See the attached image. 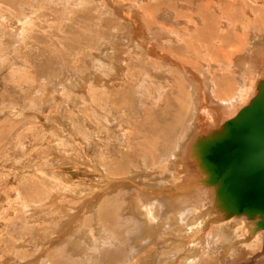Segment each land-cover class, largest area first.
Masks as SVG:
<instances>
[{
  "label": "rangeland",
  "instance_id": "obj_1",
  "mask_svg": "<svg viewBox=\"0 0 264 264\" xmlns=\"http://www.w3.org/2000/svg\"><path fill=\"white\" fill-rule=\"evenodd\" d=\"M212 1L220 4V13L225 5L232 7V10L234 6H242L241 0H236L237 5L228 0ZM248 1L254 4V9L260 6V0L258 5ZM204 2L205 0H0V264H26L28 260L30 264H70L67 262L69 256L77 264H108L104 263L103 256L108 250L114 255L110 264H133L132 261L140 256L136 250V238L132 240L133 234L127 232L129 226L130 229L131 225L135 228L133 222L126 220L132 216L128 209H123L120 199V196L125 197L127 192L132 193L134 189L135 179H127L130 173L124 172L129 170L126 169L127 166L129 168L128 164L130 168L135 164V160L124 159L127 158L125 156L121 159L125 153H120L128 146L127 139H131L129 146L133 149L139 145L140 148L147 149L145 142L149 137L146 136L143 141L144 138L139 137V133L135 136V131L133 134L132 130L139 129L145 119L149 118V114L154 115L150 122L157 121L156 127L161 125L162 128L164 120L168 122L170 117L171 124H175L178 120H173V115L181 111L180 107L174 106L170 109L172 115L166 116L165 104L161 108L159 105L145 107L146 97L152 89H164L166 96H170L164 82L170 77L168 71L171 73L172 68L166 66L168 71L154 69L160 59H156L157 55L153 54V59L147 60L143 48L147 42L157 46L155 49L170 44L183 57V35L187 38L188 33L194 32V29L188 30L189 18H195L201 12L198 7ZM214 9H209V13L204 12L206 17L209 18L211 13L220 14ZM232 10L229 13L233 18L239 16V12ZM128 16L133 18L132 21ZM247 16L251 22L254 21L253 12L249 11ZM30 17L34 18L32 27L28 24ZM224 21L227 22L225 18ZM210 22L209 18L207 28H202L203 25L200 24V31L214 29ZM155 28L163 34L155 37L146 34V30L153 31ZM222 30H228V27ZM22 32L25 35L24 41L20 40L19 34ZM241 32L242 30L238 31V34ZM257 32L264 40V30ZM115 43L118 45L116 52L113 48L116 47ZM105 52L109 53L108 57L104 55ZM203 53L198 59L190 58L194 62L191 65L192 71L204 74L203 65H210L211 60ZM173 56L172 54L171 57ZM201 61L206 63H199ZM117 62L123 67L121 64L116 66ZM97 64L105 70L100 72ZM212 68L217 74L222 71L218 67ZM130 85L131 88H128ZM121 88L127 90L124 101L120 96L119 90L123 91ZM240 105L241 103L234 102L227 109L224 121L233 117L241 108ZM145 108L153 113L144 111ZM235 108L237 111L233 113L232 109ZM161 110H164V115ZM191 112H188L187 120L190 125L180 122V127H177L179 134H173L175 140L171 137L167 143L169 136L163 139L152 131L151 137L155 144L165 143L168 144L167 148L172 144L169 151L174 152L170 158L188 141V135L191 136L190 130L194 127V122L192 124L189 120V117L192 119ZM222 120L223 118L220 121ZM154 130L157 128L154 127ZM128 135L131 136L130 139ZM176 139L181 140V143H175ZM172 146L175 149L177 147L176 151ZM143 157L146 163H150L148 155L144 154ZM105 212L111 216L114 212V216L106 215L104 222L100 218H103ZM109 217L112 219H108ZM133 219L131 220L134 221ZM216 223L211 221L210 227ZM87 224L91 225L87 227ZM210 227L207 223L197 224L189 236H186L188 264H237L235 261L228 262L222 256L220 246L206 242L204 235L208 233L207 238L210 239ZM90 229L91 233L95 231L93 236L86 234L87 230L90 233ZM116 234H120L119 243L116 241L117 236H114ZM47 237L54 239L50 242ZM90 242L94 244L88 246ZM236 245L239 249L236 251V261L240 264H248L250 261L255 262L252 264H264L261 245H258V249L253 248L258 250L256 252L243 244ZM117 253L123 261H117ZM40 256L41 259L38 258ZM260 257L263 262H259ZM86 258L90 260L85 261ZM41 260L44 262L41 263Z\"/></svg>",
  "mask_w": 264,
  "mask_h": 264
},
{
  "label": "bare ground",
  "instance_id": "obj_2",
  "mask_svg": "<svg viewBox=\"0 0 264 264\" xmlns=\"http://www.w3.org/2000/svg\"><path fill=\"white\" fill-rule=\"evenodd\" d=\"M188 1H192V0H188ZM228 1H231L233 5H237L236 0H228ZM251 1L253 3L255 2L256 5H258V2H259L258 0H251ZM214 2H217V1H212V0L206 1L205 0L204 4L198 7V10L201 11L200 12L201 14L200 13L197 14V16L193 19L189 18L190 20L188 23V30L194 29V32L192 34L188 33L187 38L183 35L182 43H184L185 45V48L182 51V54L184 55L183 57L178 55L177 50L174 49L173 45H170V44L167 45V47L164 46L161 49H155V47L157 46H153L152 43L147 42L146 46H144L143 48L145 55L147 57V60L151 58L153 59V54L157 55L156 59L157 58L160 59L159 62L156 63L157 65L154 66V69L168 71L166 66H169L172 68L171 73L168 71L170 77H168V79H166V81L164 82L165 84H167L164 86L165 88L167 87L168 89L166 90V92L168 91V95L170 96H166L164 89H154V90L152 89L149 95L150 97L146 94L147 97L145 101V107H149V105H152V106L159 105L158 107L161 108L162 105L165 104L166 106L165 115L166 116H168L169 114L172 115V112L170 111V109L174 108V106L180 107L181 111H177L175 115H173L174 117L173 120L175 119L178 120L176 121L177 124L176 123L171 124L172 123L171 117H170V120H168V122L164 118L165 122H163L162 128H161V125L156 127L157 121L150 122V120L154 117V115L149 114L148 117L150 119L149 118L145 119L146 120L145 123H143V125L140 126L139 129H136V128H133V130L130 129L132 130V133L133 131H135L134 132L135 136H136V133H139V137L144 138L143 141H145L146 136L149 137L148 141L145 142L148 146L147 149L140 148L141 145H139V147L137 148H134L135 150L132 148V146L130 147L129 146V143H130L129 141L131 140L130 138L131 136L134 137L133 136L134 133L133 134L131 133L132 134V135L130 134L131 136L130 135L127 136L128 138L130 136L129 138L130 140L126 138L127 139L126 143L128 144V146L125 147L123 152L120 153V154L125 153L121 156V159L124 158L125 156L127 158H124V159L132 158V160H135V164H132L131 168H130V164H128L129 168L127 166L126 169H129V170L124 172V174L128 172L130 173L129 175L130 177L128 176L127 179H135L134 180L135 184L133 187L134 189L132 193L127 192L126 194L128 195H126L125 197L120 196V199L123 202L121 206L123 207L124 210L128 209V213L130 214V216H132L130 219H126V220L133 222L135 226L134 228L131 225L132 229H130V226L129 228H127L128 229L127 232L129 233L131 232L133 234V235L131 234L132 240L133 238H136V242H137L136 250L138 253H140V256L132 261L133 264H178V263L188 264V250L189 249L188 250L185 249V247L188 246L186 245V240H185L186 236H189V233H191V231L194 230L195 225L201 224V223L202 224L207 223V225L210 227L211 221H216L217 223L215 224V226L213 227L211 226L209 228L210 229L209 233L212 232L210 233V239L207 238L208 233L206 234L207 236L204 235V239L206 240V242H210L212 245L216 244L220 246V249L222 250L221 251L222 256H224L228 262L235 261L237 262V264L239 263V261H236L238 258H236L235 256L237 254L236 251L239 250L237 247L238 245H236L237 243L245 245L246 247H248V249H253V248L258 249V245L259 246L261 245L262 250H264V225L260 224L262 221H264V212L262 210L251 211L250 209L245 207L250 201L256 199L257 197L256 193L246 189L244 192L240 193L238 199L236 200V203L231 197L229 196H227L228 198L225 197L224 193L223 192L221 193L219 191L220 186H222L221 180L219 178L211 179L212 169L209 167L208 162L204 158V152L202 150V148L207 150L209 146L206 144H208L209 141L215 137L222 136L225 139V138H228L229 136L235 135L236 133H239L240 131H244V130L245 131L253 130L255 132L253 139L250 142V148H251L250 150L253 151L256 148L257 142H264V120L263 121L257 120L256 123L255 122L252 123V122H247L242 118L237 121L235 120L234 123H228V121L231 118L235 117L242 108L250 104L252 100L256 96L261 94L262 90L264 89V40H262V35L259 34V32H257L259 30L261 31V29L264 30V0H260L259 2L260 6L258 5V8L256 9H254L253 7L254 4H252L248 0H241L240 2L242 6L233 7L234 12L236 13L239 12L238 13L239 16H235L234 18L229 13L230 10H232L231 9L232 7L229 8L228 5H225V7H223L222 12L220 13L218 11V7L220 6V4H216ZM230 6L232 5L230 4ZM209 9L210 10L217 9V11L220 13V14L215 15L214 13L210 12L211 13L209 17L211 21L210 23L213 25L214 29L209 28L204 31H200V26H201L200 24L203 25L202 28L208 27L209 18L206 17L207 15L204 12L209 13L208 11ZM249 11L253 12L255 15L253 22H251V19L248 18L249 15L247 16ZM128 17H126V19ZM129 18L131 19V17ZM224 18L227 20V22L224 21ZM239 19H242L243 21H239ZM33 20L34 18L30 17L28 21L29 27H32V25H34ZM128 22L130 21L128 20ZM225 27H228V30H222ZM255 28H258V29H255ZM29 30H27V32ZM240 30H242V32L238 34V31ZM12 31H14V29ZM136 31H139V30L136 29ZM160 31L155 28L153 31L146 30V34L149 33L155 37L157 35L163 34V32H160ZM19 35L21 36V39L20 38L19 39L24 41L25 35L23 34V32ZM171 36L174 38V35H171ZM219 39H220V42L218 43ZM115 45L116 47H113V48L116 52L118 51L117 50L118 45L116 43ZM203 52H206L205 54H207L208 56H206ZM105 53H106L104 54L105 56L109 54L108 52H105ZM202 53L205 55V57L209 59V61L211 60L209 66L208 64H204L206 63L204 61L199 62V63L204 64L203 65L204 74L201 72L198 73V72L192 71L191 65H193L194 62L193 60H190L191 57H195L196 59L200 58ZM172 54L174 55L173 57H171ZM186 57H188V59H186ZM118 64H121V63L117 62L116 66ZM214 64H216L219 70L220 71L222 70L223 73L221 71L220 74H217L215 69L212 68V67L217 68ZM121 67H123L122 64H121ZM97 68H100L99 69L100 72L105 70V69L102 70L101 66L99 65ZM114 70L116 71V69ZM115 73L116 72H114V74ZM114 74H112L111 76L113 77ZM118 75L116 74V76ZM255 75L257 76L254 77ZM151 82L155 83L154 81H151ZM151 86H154V85H151ZM129 87L131 88V85L128 86V88ZM125 89H123V91L119 90L121 94L120 96H122V99H121L122 101H124V96L125 94H127V90ZM160 90H162V92ZM144 91H145V88H144ZM103 94H104V91H103ZM138 97L139 96H137V98ZM234 102H237L238 104L241 103V105L239 106L241 108L238 111L236 110V108L232 109L233 113L235 112V110L237 112L234 113L235 115L233 117H230L229 119H226L224 121L225 119L224 115L227 112V109H229V107ZM121 104H124V103L121 102ZM145 110H148V109L145 108L144 111ZM148 112L151 113L152 110L151 111L148 110ZM162 112H163L162 115H164V110ZM188 112L192 113L191 115L192 119L189 117L190 122L192 124L194 122L193 124L194 127L191 126L192 129L190 127L191 136L188 135V141L185 142L182 145V147H179V149H177L178 147L177 145L181 143V140L178 141V139H176L177 142L173 141L175 143H178L177 145H174V146H177L176 149L178 150V152L177 153L175 152V155L172 158H170V156L172 155V152H174V151L172 152L169 151V147L172 144L170 143L168 148H167L168 144H165L164 142H163L164 144L159 143L160 146L158 145L157 142L155 144L152 140L153 137H151L152 131L155 132L154 134L158 133V135L162 137L163 139L169 136L168 140L166 141L168 143L171 137L173 138L175 137L173 135L174 133L179 134L177 132V127L178 126L180 127L181 123L183 124L184 122L188 124V121H187ZM222 118L223 120L220 121ZM148 119L149 121L147 122ZM134 123L132 124L134 125ZM124 126L125 125H123V127ZM154 127L157 128V130H154ZM121 137L122 136H120V139ZM124 138H125V135H124ZM126 139L124 140L126 141ZM143 141L141 140L140 142L144 143ZM137 145H138V142H137ZM173 149L175 148L173 147ZM168 151L170 153H168ZM144 154L149 156L148 158L150 159V163L148 162L146 163L145 161L146 156L143 157ZM246 169H248V167H246ZM237 205H239V207L235 209L236 208L235 206ZM116 207H119V206H116ZM104 209L106 210V208ZM107 210L109 209L107 208ZM114 212L112 213V216H114ZM185 212H188V213H185ZM106 215L111 216V214L108 215V213L105 212L102 216L103 218H100L98 216L97 218L104 219V217H107ZM187 216H188V219H187ZM132 218H134L135 220L134 219L133 220L136 222L132 221L131 220ZM108 219H112V218L109 217ZM84 221H86V219ZM104 222H105V219H104ZM105 224H108V223H105ZM89 225L87 224V227ZM91 231L92 230L90 229V233H89V231L87 230L86 234L88 233V235L91 234V236H93L94 235L93 233L95 231L93 233H91ZM109 231L110 230H108V232ZM103 232L102 234L105 235V233ZM109 233H111V231ZM118 235L117 234L114 235V236H117L116 241H118L119 239ZM47 239H50L48 241L51 242L54 238L47 237ZM90 240H92V237L90 238ZM83 242L84 241H82V243ZM67 244H70V242L66 243V245ZM85 244L86 242L84 243V245ZM93 244H94L93 242H90L88 246L93 245ZM134 245H136L135 242H134ZM241 250H244V249L241 248ZM108 251L107 253L103 255L105 258L104 263L107 262L108 264H110L111 260H114L113 258L114 255L110 254L111 252L110 251L108 252ZM256 251L258 250H255V252ZM112 252H115V251H112ZM39 253L44 254V252H40V251ZM58 253H55V255ZM193 253L194 252H192V254ZM26 254H28V251L26 252ZM131 254H133V252H131ZM48 255L50 256V254ZM117 256H119L118 253H117ZM38 258L41 259V256ZM70 258L71 256H69L68 258L69 261L67 262H70V264L71 263L77 264V263H73L74 259L72 260ZM116 258L119 259L117 261H123L122 260L123 258L120 256ZM216 258L218 259V257ZM87 260H90V259L86 258L85 261ZM189 260L191 259L189 258ZM259 260H260L259 262L261 261L263 262V260H261V257L259 258ZM41 261H40L41 263L44 262V260H41ZM61 261L62 260H60V262ZM100 262H102V260ZM250 262L251 264L255 263L252 261ZM259 262L257 261V263ZM30 263L31 262L28 260L26 264H30ZM32 264H35V263H32ZM51 264H61V263L54 262Z\"/></svg>",
  "mask_w": 264,
  "mask_h": 264
},
{
  "label": "water",
  "instance_id": "obj_3",
  "mask_svg": "<svg viewBox=\"0 0 264 264\" xmlns=\"http://www.w3.org/2000/svg\"><path fill=\"white\" fill-rule=\"evenodd\" d=\"M242 118L252 123L264 120V89L228 123ZM254 133L253 130H244L225 139L222 136L215 137L206 144L208 149L202 150L212 169L211 179L219 178L222 182L219 191L225 197H231L235 203L241 192L246 189L253 191L257 197L245 207L251 211L264 212V142H257L256 148L250 150ZM235 207L237 209L239 205ZM260 224L264 225V221Z\"/></svg>",
  "mask_w": 264,
  "mask_h": 264
}]
</instances>
